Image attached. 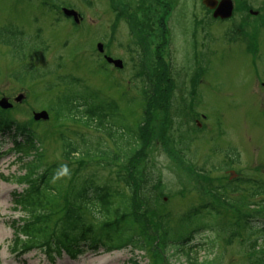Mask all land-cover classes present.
<instances>
[{
    "label": "rangeland",
    "instance_id": "374dc122",
    "mask_svg": "<svg viewBox=\"0 0 264 264\" xmlns=\"http://www.w3.org/2000/svg\"><path fill=\"white\" fill-rule=\"evenodd\" d=\"M59 5L79 11L83 20L75 25L57 12ZM198 10H202L200 0H0V28L22 30L27 35L20 37L23 51L31 46L37 49L31 57L27 49V57L18 59L10 47L0 43V97L13 100L21 94L23 100L9 111V117L16 123L28 124L34 111L47 109L66 88L58 76L73 75L100 91L103 97L118 101L120 113L124 110L128 120L135 123L141 114L144 91L149 90L144 86L149 74L167 65L168 78L175 79V83H171L167 96L157 91L149 98L150 112L145 127L153 138H148L151 139L139 166L154 173L149 185L158 182L156 192L161 196L162 204L150 213V226L154 224L160 238V226L155 220L164 215L172 220L173 236L183 234L187 228L177 226L180 218L193 209L204 211L210 202L214 203L222 213L215 224L223 226L222 230L233 221L240 222L231 232L238 233L228 242L220 243L223 257L220 264H251L254 256L246 248L248 236L242 227L243 217L255 215L256 208L224 207L213 201L210 192L217 189L218 181L225 182L235 176L231 170L236 171V176L264 180V87L261 85L264 52L255 57L245 56L236 44L238 41L228 39L226 30L238 21L237 13L225 23L216 20L204 24L200 14L195 17ZM148 31L156 36L153 43ZM160 32L165 39L160 49L164 62L156 65L157 50L151 45L157 43ZM2 34L0 30V38ZM263 40L264 35L260 42ZM246 41L247 48L250 39ZM98 42L104 44L105 53L122 59L124 68L100 64L103 57L97 50ZM32 64L41 71L52 72L33 77L26 72V66ZM132 97L134 102L127 106L126 101ZM67 121L65 127L71 130L97 134ZM45 125L48 129L43 139L44 162L62 164L57 127L51 121ZM12 147V137L6 134L0 140V264H128L133 255L142 264H186L182 254L167 258L163 252L159 256L150 248L145 254L124 247L97 255L87 252L75 259L63 254L53 262L37 250L14 254L10 248L13 238L10 223L21 212L14 208L12 192L24 187L15 181L24 170L19 154L10 150ZM92 169L97 176L117 183L123 167L115 162L98 161L88 168ZM244 194L243 191L242 202L246 201ZM192 219L189 231L192 230L193 236L202 229L208 230V226H201L202 220L207 224L210 221L207 213ZM207 237L208 231L196 234L192 244L198 247V239L203 241ZM205 257L208 253L201 250L198 258Z\"/></svg>",
    "mask_w": 264,
    "mask_h": 264
},
{
    "label": "trees",
    "instance_id": "16d2710c",
    "mask_svg": "<svg viewBox=\"0 0 264 264\" xmlns=\"http://www.w3.org/2000/svg\"><path fill=\"white\" fill-rule=\"evenodd\" d=\"M0 30L3 32L0 43L10 47L18 59L27 57V49L31 51L29 57L36 52L33 46L23 51L20 37L27 35L22 30L11 27H2ZM36 43L39 44L38 41ZM15 47L20 50L17 51ZM33 65L26 66V72L33 77L52 72L51 69L41 71ZM163 67L160 70L157 67L154 73L149 74L148 82L144 85L149 90L144 91L141 114L135 123L128 120L124 110L120 113L118 101L103 97L100 91L73 75L58 76L66 88L48 104L47 110L52 116L50 120L35 122L31 118L28 124L16 123L9 117L8 110L0 108V135L13 132L9 134L13 137V149L19 153L18 160L24 170L23 174L15 177V181L24 187L21 191L12 192L14 208L21 212L10 223L13 230L10 244L12 252L20 255L36 249L48 260H53L65 252L78 256L83 252H98L100 249L111 252L129 247L132 251H143L145 254L150 248L157 251L159 256L160 251L163 252L167 258L182 254L186 264L221 263L220 243L223 240L228 242L238 233L231 232L236 230L234 225L240 222L233 221L222 230L223 226L215 224L216 219L222 216L216 204L210 202L204 211L193 209L185 213L177 222L179 228H187L183 234L173 236L172 220L164 215L155 220V224L160 226V238L163 240L155 233L154 224L150 226V213H154L162 204L161 196L156 192L158 182L152 187L149 185L151 174L154 173L150 168L144 171L139 166L140 158L151 139L148 138L152 137L145 127L150 112L149 98H153L157 91L166 95L171 87V79L166 71L168 66ZM134 100V97L127 100V106ZM67 120L97 134L86 135L71 130L65 127L68 125ZM49 121L58 130L60 158L64 160L62 164L54 162L48 165L44 162L43 139L48 129L45 124ZM21 135L22 141L17 138ZM98 161L115 162L123 167L117 176V183L97 176L93 169L88 170L92 163ZM199 171L206 172L205 169ZM217 184V189L209 191L213 201L224 207L243 205L256 208L255 215L243 217L242 228L248 236L246 248L254 256L251 264H264V180L238 176L225 182L218 181ZM243 191L245 202L241 200ZM202 213H207L210 221L207 224L206 220H202L201 226H208V230L202 229L196 234L198 236L208 231V237L203 241L198 239L197 247L192 244L196 234L193 236L189 229L192 218ZM156 237L159 239L155 240ZM201 250L208 253V257L202 260L198 258ZM128 264L142 263L137 255H133Z\"/></svg>",
    "mask_w": 264,
    "mask_h": 264
},
{
    "label": "flooded vegetation",
    "instance_id": "af4514ba",
    "mask_svg": "<svg viewBox=\"0 0 264 264\" xmlns=\"http://www.w3.org/2000/svg\"><path fill=\"white\" fill-rule=\"evenodd\" d=\"M178 1L179 0H175ZM196 1V0H194ZM219 1V0H217ZM204 0H200L202 10H198V12L195 13V17H198L197 15H201L202 21H204V24H206V21L208 23H212L216 20L221 23H225L228 20H230L236 13L239 15L238 21L236 24H233L230 26V29H227L226 31L229 33V37L231 41H238L236 42L237 45L241 48L243 54L246 56L247 54L253 55V57L258 56L259 53L264 52V40L260 42V37L264 35V0H232L233 4V11L232 15L228 18H220V17H214V10L210 7L206 6L204 3ZM178 12V10L176 11ZM252 20V21H251ZM217 22V21H216ZM163 25L164 22H161ZM163 28V26H162ZM150 31L147 32V35ZM234 34V35H233ZM239 36H238V35ZM151 41L154 42L156 36L153 34V31L150 32ZM237 38H234V37ZM232 37V38H231ZM234 38V39H233ZM247 39H250L249 46L246 48L245 44L247 43ZM164 36L162 32L157 33V43H154L152 47H156L157 50V58L155 57V63H163L162 55L160 53V49L163 48L164 45ZM243 44V45H241ZM263 57V55H262ZM246 59H249L246 57ZM264 59V58H263ZM171 83H175V79L170 80ZM262 87H264V83L262 82Z\"/></svg>",
    "mask_w": 264,
    "mask_h": 264
},
{
    "label": "water",
    "instance_id": "95a60500",
    "mask_svg": "<svg viewBox=\"0 0 264 264\" xmlns=\"http://www.w3.org/2000/svg\"><path fill=\"white\" fill-rule=\"evenodd\" d=\"M204 3L210 8H215L217 6V8L214 11V16H220L221 18H226V17H230L232 14V9H233L232 0H220V1L204 0ZM63 11L67 16L74 17L75 20L78 21L79 15L75 10L64 8ZM97 47L99 51L103 52V45L101 43H99ZM106 59L109 63H113L116 67H122V60L113 59L107 56ZM22 98L23 96L19 95L18 97L15 98V100L20 101ZM0 106L6 108L11 106V104L9 103L7 98L3 97L0 99ZM34 116L36 119H41V118L47 119L49 117V114L46 111H41V112H35Z\"/></svg>",
    "mask_w": 264,
    "mask_h": 264
}]
</instances>
